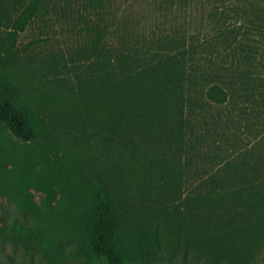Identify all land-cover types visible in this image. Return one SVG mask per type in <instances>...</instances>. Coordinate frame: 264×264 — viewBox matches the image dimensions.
<instances>
[{
	"label": "trees",
	"instance_id": "obj_1",
	"mask_svg": "<svg viewBox=\"0 0 264 264\" xmlns=\"http://www.w3.org/2000/svg\"><path fill=\"white\" fill-rule=\"evenodd\" d=\"M87 1L0 0L19 2L0 40L1 124L24 142L56 124L84 137L52 160L49 206L26 191V156L8 187L22 216L1 213L0 239L41 264H264V0H151L205 16L135 34ZM50 12L83 39L38 112L5 72L19 32Z\"/></svg>",
	"mask_w": 264,
	"mask_h": 264
},
{
	"label": "rangeland",
	"instance_id": "obj_2",
	"mask_svg": "<svg viewBox=\"0 0 264 264\" xmlns=\"http://www.w3.org/2000/svg\"><path fill=\"white\" fill-rule=\"evenodd\" d=\"M83 1L88 2L58 0V2ZM101 2L105 7L104 17L124 31L133 34L151 28H166L172 24L193 30L200 25L202 17L205 16V13L197 8L192 12H186L169 6L163 7L162 4L151 0H101ZM17 4L19 2H0V40L2 41L12 30V20L18 13ZM46 18L47 21L37 17L34 23L19 32L15 42L19 57H15L14 63L11 67H7L5 72V77L19 86L21 93L27 96L38 112H45L51 107L47 99L39 96L44 95L46 91L52 94L58 82L57 77L65 75L62 65L67 48H76L78 42L83 39L75 22L66 20L55 12H50ZM73 21L83 25V22L76 20L75 16ZM112 38L114 39L113 36ZM66 63H69L68 59ZM49 132V136L46 132H42L37 134L34 140L24 142L11 134L0 122V149L3 152L20 154L19 164L15 160L0 158V174H8L10 178L5 182L6 186L3 189L0 176V217L1 213L18 218L22 216L11 198L12 193L8 191V187L12 190L16 188V176L13 172L25 168L28 155H34L37 164L32 176L34 185H29L26 191L31 193L35 204L49 206L57 201L59 190L52 178L54 167L51 162L56 156L70 150L74 142L81 143L84 137L76 133L72 126L64 124L53 125L49 128ZM89 138L92 139L91 136ZM35 181L37 182L34 183ZM63 244L72 245L74 241L63 240ZM263 259L264 249L257 255L256 262L260 263ZM177 260L174 259L173 263L166 264H180ZM0 264H41V262L38 258L31 262L21 246L0 239Z\"/></svg>",
	"mask_w": 264,
	"mask_h": 264
}]
</instances>
